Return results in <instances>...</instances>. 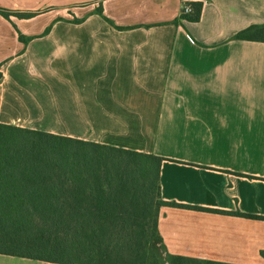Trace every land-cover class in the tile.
<instances>
[{
  "label": "crops",
  "instance_id": "0c3cea01",
  "mask_svg": "<svg viewBox=\"0 0 264 264\" xmlns=\"http://www.w3.org/2000/svg\"><path fill=\"white\" fill-rule=\"evenodd\" d=\"M197 3L201 20L177 23ZM0 8L33 14H0V123L167 159L164 202L264 217V43L235 38L264 25V0ZM158 228L170 255L264 264V220L164 206Z\"/></svg>",
  "mask_w": 264,
  "mask_h": 264
},
{
  "label": "trees",
  "instance_id": "16d2710c",
  "mask_svg": "<svg viewBox=\"0 0 264 264\" xmlns=\"http://www.w3.org/2000/svg\"><path fill=\"white\" fill-rule=\"evenodd\" d=\"M190 5L193 12L177 23L201 20L203 4ZM0 14L33 15L1 8ZM235 38L264 43V25ZM164 161L0 123V254L53 264H222L170 255L159 233L160 209L264 217L164 202Z\"/></svg>",
  "mask_w": 264,
  "mask_h": 264
},
{
  "label": "built area",
  "instance_id": "2783aa9c",
  "mask_svg": "<svg viewBox=\"0 0 264 264\" xmlns=\"http://www.w3.org/2000/svg\"><path fill=\"white\" fill-rule=\"evenodd\" d=\"M192 12L193 11L190 4L183 6V14H191Z\"/></svg>",
  "mask_w": 264,
  "mask_h": 264
},
{
  "label": "rangeland",
  "instance_id": "374dc122",
  "mask_svg": "<svg viewBox=\"0 0 264 264\" xmlns=\"http://www.w3.org/2000/svg\"><path fill=\"white\" fill-rule=\"evenodd\" d=\"M19 125L22 126V127H26V128L32 127L28 122H26L24 120H22L21 122H19ZM153 214L155 215V210H154Z\"/></svg>",
  "mask_w": 264,
  "mask_h": 264
}]
</instances>
